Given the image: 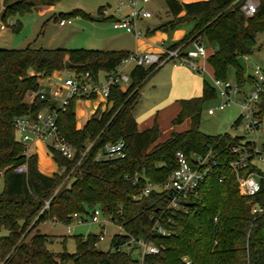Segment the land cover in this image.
<instances>
[{"label": "trees", "instance_id": "16d2710c", "mask_svg": "<svg viewBox=\"0 0 264 264\" xmlns=\"http://www.w3.org/2000/svg\"><path fill=\"white\" fill-rule=\"evenodd\" d=\"M58 1L4 0L0 17H14L11 30L16 32L20 29L19 16ZM165 3L171 19L157 29L170 31L181 23L194 22L169 47L205 39L214 47L207 57L214 77L226 80L229 68H233L235 80L244 86L245 71L237 65L236 57L252 55L256 35L264 34V0H258L257 11L251 17L239 11L235 0ZM78 12L61 15L70 17ZM128 53L87 48H0V264H137L132 254L114 250L130 237L159 248L158 254L146 257V264H184V259L189 264H264V209L251 211L255 202L264 205V179H260L262 188L256 195H240L228 164L236 159L231 147L243 144L244 137L228 132L209 135L200 130L203 105L216 97L215 88L205 80L201 95L181 100L180 110L172 119V124L178 125L188 118V129L172 131L164 141H158L160 128L156 120L140 131L133 116L143 85L161 65L135 66L126 89L112 87L107 98L110 107L102 112L97 108L80 128H76L74 100L59 114V130L75 153L68 159L47 145L59 168L57 172L42 174L36 154L26 153L16 137L13 121L18 116H35L49 104L38 96L30 102L25 100L27 94L39 88V79L65 70L89 71L97 78L100 73L113 71ZM263 112L264 92L261 116ZM239 121L238 116L231 126ZM121 139L125 142L123 157L96 158L106 144ZM209 149L217 165L199 185L188 211L167 208L165 195L158 191L137 198L147 182L160 184L176 168L177 151L190 155L205 154ZM23 163L27 171L16 173L14 168ZM249 172L264 175L254 164L243 173ZM95 207L123 229V233L111 236L108 250L98 247L96 233L77 235L71 253L65 248L54 252L47 247L51 236L39 232L37 225L46 220L67 225L72 222V213L88 218ZM157 223L170 234L153 230Z\"/></svg>", "mask_w": 264, "mask_h": 264}, {"label": "built area", "instance_id": "2783aa9c", "mask_svg": "<svg viewBox=\"0 0 264 264\" xmlns=\"http://www.w3.org/2000/svg\"><path fill=\"white\" fill-rule=\"evenodd\" d=\"M149 0H121L120 4L125 5L126 11L120 12L119 16L113 20L114 29H123L125 32L140 36L142 31L136 26L140 20L151 17V12L145 8V3ZM125 2V3H124ZM238 9L245 17H251L258 8V0H235ZM70 22L69 19H67ZM66 21L58 19V23L63 25ZM15 23L14 17L2 20L0 17V30L12 27ZM205 45L199 38L192 39L188 43H183L176 47L162 46L160 51H133L124 57L119 65L110 73H100L94 78L89 71L76 73L69 71L68 75H58L51 79L50 85L39 84L36 91L29 93L32 99L39 97L46 99L49 104L40 109L35 116L30 114L18 116L13 121V128L17 139L26 147L35 142H43L50 145L58 151L63 157L72 159L75 149L61 134L58 125V118L61 112H64L72 100L78 98H94L100 96L107 100L111 88L119 86L120 89H126L130 83V72L128 66L149 67L160 66L165 62H173L175 65H186L187 67L201 71L199 60L205 55ZM247 82L240 86L237 81L233 85L226 80L214 79L213 85L221 99L214 108H208V114H213L215 110H223L231 103L235 102V95H240L237 102L240 107V121L248 134L242 140L243 144L234 145L231 151L235 153L236 159L229 162V167L235 174L237 189L240 195L254 196L261 191L262 185L260 179L264 175L258 176L253 172L244 174L243 172L257 162L264 164V150L260 151L257 142L252 139V135H258L261 129L260 101L261 94L264 92V65L256 64L251 73L245 75ZM248 88L247 91L244 89ZM248 143V144H245ZM124 140L115 143H108L96 155L97 159L109 157L124 156ZM214 158L212 149L205 154L191 153L185 154L177 151L175 154L176 168L171 171L168 177L160 184L147 182L137 194V198L149 195L152 191H158L165 195L167 199V208L186 212L190 208L192 198L197 197L198 187L203 180L212 173L217 161ZM258 167V166H257ZM16 173H25L27 164L23 163L14 168ZM138 178V177H136ZM221 181V179H219ZM48 202L45 203L46 208ZM264 209L258 202L252 205L253 213ZM104 212L95 207L88 218H84L78 213H72V222L66 225L67 232H71V224H83L85 222L95 224H114L119 228L118 233H123L122 227L111 217H104ZM153 230L161 235H169L170 232L158 223L153 226ZM107 232L103 229L99 234L101 241ZM117 251H126L137 260V264H146L145 259L148 255L158 254L159 248L150 242L140 238L130 237L122 244L114 247ZM184 264L189 261L184 259Z\"/></svg>", "mask_w": 264, "mask_h": 264}, {"label": "rangeland", "instance_id": "374dc122", "mask_svg": "<svg viewBox=\"0 0 264 264\" xmlns=\"http://www.w3.org/2000/svg\"><path fill=\"white\" fill-rule=\"evenodd\" d=\"M127 2L128 0H124ZM185 2V0H178ZM191 1V0H190ZM121 0H59L51 8L40 12L39 9L34 8L32 11L19 16L20 29L18 31L6 30L0 31V44L2 48L7 49H22L26 47L31 48H87V49H102L113 50L127 48L134 42L135 38L126 33L123 29H114L113 20L126 10L125 5L120 4ZM124 2V3H125ZM145 8L151 12V18L140 20L136 26L145 31L146 28L155 29L171 19L168 14L165 0H149L145 3ZM120 7L118 13L117 8ZM102 10L99 12V9ZM78 10L79 12L70 17L62 16L71 11ZM94 17H97L95 19ZM63 18L66 21L65 26H60L58 19ZM70 20V22L67 21ZM194 22H184L180 24V28L185 32L189 31ZM172 32H170V35ZM204 45L208 48L210 45L205 39H202ZM127 46V47H121ZM264 61V34L258 33L256 35V45L252 55L246 61L247 73H251L256 64H261ZM131 64L128 66V69ZM187 67V66H184ZM188 68V67H187ZM174 67L172 63L164 64L152 78L146 82L142 88L139 102L134 110V116L139 122L148 118L151 114L159 111V126L161 128V138H165L170 133L171 119L176 110L175 100L182 97H177L180 90L185 89L186 84L176 80L173 72ZM190 69V68H189ZM196 73V72H195ZM62 75H68L67 71H63ZM226 82L233 85L235 83V76L233 68L227 72ZM245 91L248 88L244 89ZM196 96V95H192ZM191 96V97H192ZM235 102L228 105L223 110H215L213 114H207V108H214L221 103L220 97H216L207 101L201 113L200 130L209 135H216L228 132L231 135H239L244 138L247 133L244 129L243 123L232 127V123L240 114V107L238 101L240 95H235ZM79 102L74 105L76 113V124H83L88 118L91 110H94V104L101 101L102 107L106 105V99L100 96L94 98H78ZM25 100L30 102V97L25 96ZM146 121V120H145ZM144 121V122H145ZM176 125L177 130L183 129L182 126ZM80 128V127H79ZM252 139L257 142L260 151L264 150V134L262 129L258 135H252ZM46 145V144H45ZM45 151H48L46 146H43ZM33 150V147H32ZM50 157V156H49ZM53 162V160H52ZM54 163V162H53ZM259 168L264 169V164L257 162ZM55 171L59 170L55 164ZM2 183H0V188ZM107 219V216L104 215ZM39 232L50 235L51 241L47 247L54 252H59L65 248L68 252H73L75 248V237L79 234L86 235L88 233L99 234L103 229L106 230L107 235L98 243L101 250H108L110 238L113 234L120 230L116 225L105 223L95 224L85 222L83 224H71V232H67L66 225L46 220L37 225ZM65 239L64 246L62 244ZM67 264H73L68 261Z\"/></svg>", "mask_w": 264, "mask_h": 264}, {"label": "crops", "instance_id": "0c3cea01", "mask_svg": "<svg viewBox=\"0 0 264 264\" xmlns=\"http://www.w3.org/2000/svg\"><path fill=\"white\" fill-rule=\"evenodd\" d=\"M192 1H197V0H191V1L185 0V2H192ZM3 2H4V0H0V15L3 11ZM51 6H39V7H36V9H39L40 12H43V11L51 8ZM95 19H97V17ZM65 25H66V22L60 26H65ZM158 27H156L155 29H150L147 27L145 31H142L140 29L142 31V34L138 37L135 36L133 33L126 32V33L132 35L135 38V40H134V42H132L129 45V47L121 46V47H127V48H122L120 50L128 51L129 53L133 52V51H140V52H142V51H160L162 46H170L172 43L181 39L183 37V35L186 33L180 27H178L174 30H170V31H164L162 29H157ZM6 30H11V27H8L5 30H0V31L4 32ZM170 32H172L171 35H170ZM0 46H2V45L0 44ZM0 48H2V47H0ZM205 48H206L205 49V55L199 60V65L201 66V71L191 69V68L189 69V67L188 68L184 67L186 65H175L173 62H165L164 63V64L172 63V65L174 67V69H172V70L175 74V76H174L175 79L186 84L185 89L180 90L181 92H180V94H178L179 96H177V97H182V98L175 100V102L173 103V104H176V110H175V114H174L173 118L177 115V113L180 110V101L181 100L199 97L201 95L204 80L207 81L211 86L214 87V85H213V80L215 79L214 72H213L211 65L207 61V57L213 53L214 47L212 45H210L208 48L205 46ZM113 50H119V48L113 49ZM243 58H244V62L246 65V61L249 59V57H243ZM164 64H162L161 67ZM260 65H264V61ZM161 67L159 69H161ZM129 69L132 70L133 67L131 66ZM246 70H247V65H246ZM246 70H245V75L249 74L246 72ZM65 71L69 72V70H65ZM59 74L62 75L63 72H58V71L53 72L50 76H48L46 78L39 79V84L50 85L52 83L51 79L55 78ZM141 91H142V89H141ZM141 91H140V94H141ZM215 91H216V89H215ZM192 95H196V96H192ZM27 96L30 97L29 94H27ZM216 97H218L217 91H216ZM139 98H140V96H139ZM30 101H31V98H30ZM27 102H28V100H27ZM77 102H79V99H75L73 101V109H74V105ZM138 102H139V100H138ZM137 104L135 105V107L137 106ZM94 107H95V109L91 110L87 119H89V117L95 112V110L97 108L102 112V111L106 110L108 107H110V104H108L107 100H106V105L104 107H102L101 101H98V103L96 101L94 104ZM135 107L133 109V113H134ZM202 110H203V108H202ZM74 112H75V110H74ZM207 114H208V112H207ZM133 116H134V114H133ZM134 118H135V116H134ZM158 118H159V111L158 110L155 114H151L150 116H148V118H145L144 121L145 120L146 121L145 122L143 121V124H142V121L139 122L138 119L135 118V120L137 122L138 130L141 131V130H144V129L150 127L153 124L154 120H156V122L158 123V126H159ZM172 119H171V125H170V127H171L170 133L172 131L181 132V131L188 129L189 123H190L188 118L185 119L181 124H178V126L183 125V127H184L181 130L180 129L177 130V128H175L176 125L172 124ZM75 120H76V113H75ZM200 122H201V117H200ZM82 125L76 124V128H79ZM159 128H160V126H159ZM261 129H262V132L264 134V112L261 116ZM170 133H169V135H170ZM160 136H161V128H160V135H159L158 141L161 142V141H164L166 138H168V136H166L165 138H161ZM43 146H46V148H47V145H45V143L40 142V141L35 142V143H33L27 147V153L28 154L35 153L36 157H37L38 170L46 176H51L53 173H55L53 171H55L54 166L56 163L54 161H53L54 163L52 162L53 159L51 158L49 151H45ZM32 147H33V150H32ZM263 149H264V145H263ZM47 150H48V148H47ZM260 169L264 173V169H262V168H260Z\"/></svg>", "mask_w": 264, "mask_h": 264}, {"label": "water", "instance_id": "95a60500", "mask_svg": "<svg viewBox=\"0 0 264 264\" xmlns=\"http://www.w3.org/2000/svg\"><path fill=\"white\" fill-rule=\"evenodd\" d=\"M94 18H96V17H94ZM236 63H237V65L243 70V71H245L246 70V65H245V62H244V58H243V56H241V55H237V57H236ZM68 61H66L65 62V65L66 66H68Z\"/></svg>", "mask_w": 264, "mask_h": 264}]
</instances>
